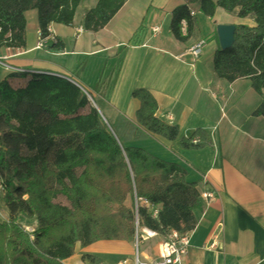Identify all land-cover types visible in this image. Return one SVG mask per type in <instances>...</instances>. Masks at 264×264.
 Masks as SVG:
<instances>
[{"label":"trees","instance_id":"1","mask_svg":"<svg viewBox=\"0 0 264 264\" xmlns=\"http://www.w3.org/2000/svg\"><path fill=\"white\" fill-rule=\"evenodd\" d=\"M83 1L0 0V47L25 46L27 10H36L45 38L49 24L71 25ZM124 1L96 0L83 15V28L102 27ZM189 2L209 17L219 6L253 19V25H234L229 47L218 44L212 68L228 82L249 78L261 96L253 114L264 116V0H188L171 12L170 30L180 41L187 39L192 25ZM52 48L61 50L63 42L57 40ZM33 73L24 85L0 80V182L8 210L0 220V264H64L77 241H134L136 221L161 237L172 229L187 233L195 228L200 192L181 164L126 145L85 91L67 77ZM131 94L139 101V127L166 140L178 137L177 125L156 116L157 102L148 90L136 88ZM86 107L87 112H79ZM193 136L181 137L180 145L195 149L207 144L193 143ZM22 217L31 218L32 226H23Z\"/></svg>","mask_w":264,"mask_h":264},{"label":"crops","instance_id":"2","mask_svg":"<svg viewBox=\"0 0 264 264\" xmlns=\"http://www.w3.org/2000/svg\"><path fill=\"white\" fill-rule=\"evenodd\" d=\"M186 2L125 0L105 25L87 30L83 15L96 0H84L71 25L53 22L43 39L36 10H27L25 46L0 47V54L24 71L9 76L11 71L0 67V80L7 77L12 86H19L33 71L64 75L93 96L102 115L101 109L113 118L121 116L119 131L126 145L181 164L199 192H214L194 210L197 224L182 264H264V116L253 114L261 96L249 78L228 82L212 68L218 26L254 22L219 6L209 17L189 2L195 13L187 39L180 41L170 30L171 12ZM181 30L187 33L186 22ZM200 39L205 44L193 60L188 49ZM57 40L63 42L61 50L52 48ZM20 73L23 76H17ZM136 88L153 95L160 120L178 126L176 139L166 140L138 126L139 101L131 94ZM192 134L207 144L183 148L180 138ZM7 216L0 188V220ZM161 238L142 237L137 251L129 240L101 239L87 245L77 241L63 263L136 264V255L155 261ZM84 255L96 260L90 262Z\"/></svg>","mask_w":264,"mask_h":264},{"label":"built area","instance_id":"3","mask_svg":"<svg viewBox=\"0 0 264 264\" xmlns=\"http://www.w3.org/2000/svg\"><path fill=\"white\" fill-rule=\"evenodd\" d=\"M194 11L190 10L189 15H194ZM186 22L184 19L181 21L182 23ZM81 30V29H79ZM158 30V27H153L152 31L156 32ZM39 36L41 38L40 32ZM43 39V38H41ZM205 44V39H200L196 41L189 49V53L192 56L193 60L196 59L199 54L201 53L202 47ZM41 45V43H39ZM6 55L0 54V67L5 68L11 72H22L24 69L22 67H18L16 65H13L9 63L7 60ZM55 75L65 77L61 74ZM192 142H197V138H192ZM0 188L2 189V185L0 182ZM200 197L204 201H209L214 197V192L211 190H202L200 191ZM28 230H32L31 228H28ZM136 251L138 248V241L142 237L146 238H152L158 236V232L148 229V228H139L138 223L136 221ZM190 243V232L187 233H181L177 230H170L168 234L165 237H162L159 242L158 247V255L157 259L155 261H143L139 260L136 255V264H182L184 257L187 254L188 246Z\"/></svg>","mask_w":264,"mask_h":264},{"label":"rangeland","instance_id":"4","mask_svg":"<svg viewBox=\"0 0 264 264\" xmlns=\"http://www.w3.org/2000/svg\"><path fill=\"white\" fill-rule=\"evenodd\" d=\"M17 76L20 77V76H23V74L20 73ZM90 103L92 104L91 100H90ZM101 110L103 112V118L106 120L105 121L103 119L105 121V123L108 124V125L111 124L114 127L115 131L121 136L122 134L119 131V122L122 119L121 116L119 118H113V117H111V115H109V112L107 110H103V109H101ZM87 111H88V107L79 110L80 113H85ZM124 129H125V126H124ZM126 130H127V128H126ZM59 200L61 202H63V203H66V200L63 197H59ZM127 204L131 205V200L130 199L127 200ZM21 223L25 227H28V226L31 227L32 224H33L32 219L31 218H27V217H22L21 218ZM134 242H135V249H136V239L134 240ZM138 249H141V244H139Z\"/></svg>","mask_w":264,"mask_h":264},{"label":"water","instance_id":"5","mask_svg":"<svg viewBox=\"0 0 264 264\" xmlns=\"http://www.w3.org/2000/svg\"><path fill=\"white\" fill-rule=\"evenodd\" d=\"M217 31H218V38H219L220 47L222 49L229 47L232 44L233 39H234V25H219ZM86 94H87L88 98L92 101V105L97 108V106L95 105V103L93 102V100L89 96V94L88 93H86Z\"/></svg>","mask_w":264,"mask_h":264}]
</instances>
